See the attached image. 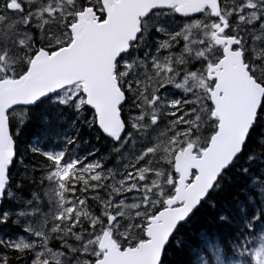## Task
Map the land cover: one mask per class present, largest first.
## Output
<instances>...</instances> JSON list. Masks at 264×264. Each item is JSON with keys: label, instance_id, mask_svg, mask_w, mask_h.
<instances>
[{"label": "snow or ice", "instance_id": "1", "mask_svg": "<svg viewBox=\"0 0 264 264\" xmlns=\"http://www.w3.org/2000/svg\"><path fill=\"white\" fill-rule=\"evenodd\" d=\"M177 253L264 264V0H0V264Z\"/></svg>", "mask_w": 264, "mask_h": 264}, {"label": "trees", "instance_id": "2", "mask_svg": "<svg viewBox=\"0 0 264 264\" xmlns=\"http://www.w3.org/2000/svg\"><path fill=\"white\" fill-rule=\"evenodd\" d=\"M204 226H206L205 221L201 220L195 225V228H200ZM174 259L178 262V264H183V261L185 260V256L181 253H177Z\"/></svg>", "mask_w": 264, "mask_h": 264}]
</instances>
